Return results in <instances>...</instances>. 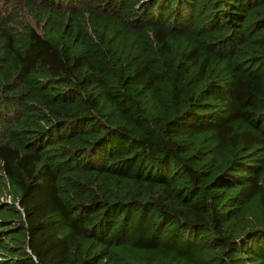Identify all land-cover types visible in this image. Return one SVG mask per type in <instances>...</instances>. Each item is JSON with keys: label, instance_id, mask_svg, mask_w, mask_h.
<instances>
[{"label": "trees", "instance_id": "trees-1", "mask_svg": "<svg viewBox=\"0 0 264 264\" xmlns=\"http://www.w3.org/2000/svg\"><path fill=\"white\" fill-rule=\"evenodd\" d=\"M0 264H264V0H0Z\"/></svg>", "mask_w": 264, "mask_h": 264}]
</instances>
